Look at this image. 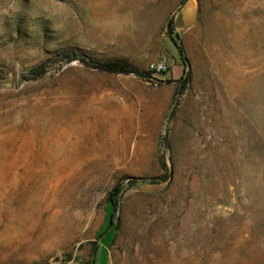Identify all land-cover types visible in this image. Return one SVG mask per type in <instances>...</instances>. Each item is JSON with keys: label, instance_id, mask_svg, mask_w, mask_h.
Here are the masks:
<instances>
[{"label": "rangeland", "instance_id": "374dc122", "mask_svg": "<svg viewBox=\"0 0 264 264\" xmlns=\"http://www.w3.org/2000/svg\"><path fill=\"white\" fill-rule=\"evenodd\" d=\"M186 1L0 0V264H264V0Z\"/></svg>", "mask_w": 264, "mask_h": 264}, {"label": "trees", "instance_id": "16d2710c", "mask_svg": "<svg viewBox=\"0 0 264 264\" xmlns=\"http://www.w3.org/2000/svg\"><path fill=\"white\" fill-rule=\"evenodd\" d=\"M167 31L169 36L171 37L172 41L177 45V47H180L179 40H178V34L175 29L174 25V18H170L167 23ZM181 49V47L179 48ZM75 57V56H73ZM87 61L88 65L95 67L97 69H100L102 71L110 72V73H124V74H129V73H135L140 76H145L144 72H141L136 66H134L132 63L126 60H113V61H98V60H93V59H85ZM121 187L117 186L115 187L114 191V197H111V202L113 207L116 206L119 203V197H120V192H121ZM115 214L111 213V219L109 220V224L105 226V231L111 227L113 223V217ZM98 248H95V257L93 258V261L88 263V264H97L96 263V253H97Z\"/></svg>", "mask_w": 264, "mask_h": 264}, {"label": "crops", "instance_id": "0c3cea01", "mask_svg": "<svg viewBox=\"0 0 264 264\" xmlns=\"http://www.w3.org/2000/svg\"><path fill=\"white\" fill-rule=\"evenodd\" d=\"M189 6L190 8L187 10V7ZM196 12L197 3L194 0H187L174 17V25L176 32L188 28L190 25L194 24L196 20Z\"/></svg>", "mask_w": 264, "mask_h": 264}, {"label": "built area", "instance_id": "2783aa9c", "mask_svg": "<svg viewBox=\"0 0 264 264\" xmlns=\"http://www.w3.org/2000/svg\"><path fill=\"white\" fill-rule=\"evenodd\" d=\"M171 62L167 60H162L158 62H152L149 64V68L156 72H165L170 69ZM66 264H77L74 261H69Z\"/></svg>", "mask_w": 264, "mask_h": 264}, {"label": "clouds", "instance_id": "9594fccd", "mask_svg": "<svg viewBox=\"0 0 264 264\" xmlns=\"http://www.w3.org/2000/svg\"><path fill=\"white\" fill-rule=\"evenodd\" d=\"M63 9L65 8V6H62ZM45 12L47 13L48 12V9L45 8ZM57 15H61V16H64V20L66 21L67 20V16L65 15V13L62 11L60 13H57ZM46 19H49L52 21V26L55 30H57L58 32L61 31L62 27H63V23L64 21H62L60 24H58L55 20H53V15L51 13H48L46 15H44Z\"/></svg>", "mask_w": 264, "mask_h": 264}]
</instances>
